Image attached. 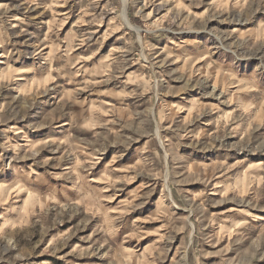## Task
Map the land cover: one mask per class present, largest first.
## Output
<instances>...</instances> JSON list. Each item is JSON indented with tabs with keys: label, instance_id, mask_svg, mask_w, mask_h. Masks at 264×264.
I'll list each match as a JSON object with an SVG mask.
<instances>
[{
	"label": "rangeland",
	"instance_id": "1",
	"mask_svg": "<svg viewBox=\"0 0 264 264\" xmlns=\"http://www.w3.org/2000/svg\"><path fill=\"white\" fill-rule=\"evenodd\" d=\"M0 264H264V0H0Z\"/></svg>",
	"mask_w": 264,
	"mask_h": 264
},
{
	"label": "bare ground",
	"instance_id": "2",
	"mask_svg": "<svg viewBox=\"0 0 264 264\" xmlns=\"http://www.w3.org/2000/svg\"><path fill=\"white\" fill-rule=\"evenodd\" d=\"M122 16H123V18L127 21V16H126V14H125L124 9H123V12H122Z\"/></svg>",
	"mask_w": 264,
	"mask_h": 264
}]
</instances>
